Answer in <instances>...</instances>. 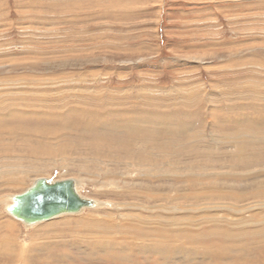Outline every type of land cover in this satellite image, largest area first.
I'll return each instance as SVG.
<instances>
[{
    "label": "rangeland",
    "instance_id": "rangeland-1",
    "mask_svg": "<svg viewBox=\"0 0 264 264\" xmlns=\"http://www.w3.org/2000/svg\"><path fill=\"white\" fill-rule=\"evenodd\" d=\"M149 96L148 102L145 97ZM138 116H142L137 118L139 123L147 121L146 126L140 123V127L130 128L127 123L136 122ZM112 122L114 126H109ZM231 139L237 141L230 144ZM242 139L254 141L246 144L239 141ZM145 142L152 148L160 146L157 151L169 154L174 169L184 175L185 192L191 193L185 200L184 219L198 214L192 209L200 203L212 201L209 196L201 200L196 196L213 188L228 194L229 207L242 206L246 216L250 214L255 222L247 220L243 227L251 224L253 229L260 228L258 218L264 217V0H0V162L15 156L22 167L30 169L21 180L24 184L4 186L0 182V195L22 192L40 175L49 179L73 177L83 180L81 192L96 200L127 203L121 208H86L90 222L81 223L82 218L74 214L71 220L67 217L51 223L49 229L26 227L11 215L17 221L15 237L33 254H28L30 264L219 262L205 254L209 250L205 252L203 240L196 235L198 229L184 231L180 245L189 250L186 257L177 254L180 245L173 244L174 239L172 248L167 238L162 239L161 250L152 234L146 239L126 237L131 243L119 236V223L135 212L128 203L148 204L137 194L132 196L128 186L165 193V184L181 183L169 177L159 180L160 173L148 175L153 172L151 165L162 156H152L157 151ZM105 145L130 149L116 150L123 156L120 161L104 159L103 153V159L96 158L92 150L98 149L94 147L104 146L106 151ZM139 160L146 163L142 169H129L128 164L137 167ZM215 171L220 175L202 176ZM90 174L100 182L93 183ZM114 177L128 183L127 188L110 184ZM2 212L6 214L0 209V216ZM229 218L241 221L233 215ZM159 221L164 219L158 217ZM169 222L170 217L161 228H171L174 234ZM151 226L143 225V231ZM152 231H157L155 226L149 233ZM231 231L237 233L231 243L232 258L223 257L220 264L245 256L248 264H262L264 245L258 246L264 237L259 233L257 238H246L245 231L237 227ZM110 235L120 239L108 248L94 246L106 243ZM239 235L244 238L239 239ZM127 244L135 245L136 252L125 250ZM139 245L156 247L154 253H158L144 262V252H137Z\"/></svg>",
    "mask_w": 264,
    "mask_h": 264
},
{
    "label": "bare ground",
    "instance_id": "bare-ground-1",
    "mask_svg": "<svg viewBox=\"0 0 264 264\" xmlns=\"http://www.w3.org/2000/svg\"><path fill=\"white\" fill-rule=\"evenodd\" d=\"M83 79V78H82ZM59 81V80H58ZM74 88V87H73ZM46 90V89H45ZM143 97V96H142ZM146 98V101H150V96L149 97H145ZM145 100V99H144ZM111 104V103H110ZM116 105V104H115ZM246 106V105H245ZM133 109V108H132ZM150 109V108H149ZM4 110V109H3ZM112 110V109H111ZM114 111V110H113ZM153 112V111H152ZM96 113V112H95ZM98 113V112H97ZM119 113V112H118ZM149 114H150V112H149ZM148 115V114H147ZM102 116V115H101ZM105 116V115H104ZM142 116H144L143 115V113H142ZM141 116V117H142ZM149 116H152V115H149ZM141 117H136V122H135V120H133L132 122H128L127 120H129V119H127L126 121H123V122H128L127 124L129 125V127L131 128H133V127H137L138 125H139V127H140V123H141V121H140V123H139V120H141V119H137V118H141ZM153 117V116H152ZM143 118H145V116L143 117ZM142 118V119H143ZM146 118H147V116H146ZM146 118H145V120H146ZM167 118V117H166ZM123 119V118H122ZM164 119V118H163ZM94 120V119H93ZM109 121V120H108ZM117 121V120H116ZM115 121V122H116ZM130 121V120H129ZM170 121V120H169ZM219 121H220V118H219ZM144 122V121H143ZM147 121H145V123H146ZM158 122V121H157ZM239 122V121H238ZM84 124H86L85 122H83ZM92 123V122H91ZM144 123V124H145ZM150 123V122H149ZM153 123V122H152ZM117 124V123H116ZM142 124V123H141ZM144 124H142V125H144ZM90 125V124H89ZM95 125V124H94ZM105 126L107 125L106 123L104 124ZM109 126H114V123L112 122V123H109L108 124ZM107 125V127H109ZM126 125V124H125ZM141 125V126H142ZM166 125V124H165ZM171 125V124H170ZM123 126V125H122ZM144 126H146V125H144ZM173 126H175L174 124H173ZM104 127V126H103ZM118 127V126H117ZM171 127H172V125H171ZM183 127V126H182ZM94 128V127H93ZM116 128V127H115ZM114 128V129H115ZM134 128V129H135ZM141 128H143V127H141ZM140 128V129H141ZM167 128V130H168V127H166ZM126 129H127V127H126ZM138 129V128H137ZM140 129H138V130H140ZM149 129V128H148ZM147 129V130H148ZM173 129V128H172ZM175 129V128H174ZM174 129H173V131H174ZM108 130V129H107ZM120 130V129H119ZM128 130H129V128H128ZM132 130V129H131ZM136 130V129H135ZM146 130V131H147ZM164 130H166V129H164ZM176 130V129H175ZM179 130V129H178ZM184 130V129H183ZM94 131V130H93ZM130 131V130H129ZM128 131V132H129ZM144 131V130H143ZM149 131H152V130H148L147 131V133L149 132ZM169 131V130H168ZM171 131V130H170ZM185 131V130H184ZM128 132H126L125 133V135H127V133ZM135 132V131H134ZM140 131H138V133H139ZM177 132V131H176ZM104 133V132H103ZM152 133H153V131H152ZM155 133V132H154ZM131 134V133H130ZM129 134V135H130ZM150 134V133H149ZM156 135V134H155ZM161 135V134H160ZM182 135V134H181ZM125 137V136H124ZM136 137V136H135ZM135 137H133L134 139H135ZM159 137V136H158ZM231 137V136H230ZM233 137V136H232ZM237 137V136H236ZM239 137V136H238ZM141 138V137H140ZM148 138V137H147ZM156 138V137H155ZM184 138V137H183ZM241 138V137H240ZM244 138V137H243ZM109 139V138H108ZM123 139V138H122ZM144 139V138H143ZM234 139V138H233ZM132 140V139H131ZM142 140V139H141ZM145 140V139H144ZM181 140V139H180ZM187 140V139H186ZM252 140L253 139H251V141L249 140L248 141V139H242V140H239V141H245V143L247 144V143H250V142H252ZM101 141V140H100ZM115 141V140H114ZM145 141H147V139L145 140ZM172 141V140H171ZM228 141V140H227ZM237 141V139L234 141V140H229V143L231 144L232 142H236ZM254 141V140H253ZM108 142V141H107ZM121 142V141H120ZM128 142V141H127ZM136 142V141H135ZM142 143L144 142V141H141ZM158 142H159V140H158ZM180 142V141H179ZM219 142H222L221 140L219 141ZM125 143V142H124ZM185 143V142H184ZM224 143V142H223ZM262 143V142H261ZM122 144V143H121ZM125 144H129V143H125ZM149 143H147V142H145V145H148ZM151 144H152V142H151ZM183 144V143H182ZM90 145L91 146H94V145H99V144H94V143H90ZM130 145V144H129ZM150 145V144H149ZM148 145V146H149ZM157 145V144H156ZM155 145V146H156ZM190 145V144H189ZM244 145V144H243ZM106 146H108V147H106ZM121 146V145H120ZM119 145H118V147L117 146H109V145H105V149H106V151L104 150V146H103V148L100 146V147H98V146H95L94 148H96V149H98V150H92V153L94 154V155H96L97 157L96 158H98V159H103L102 157H103V155H104V159H106V158H108V159H110V160H121V158L123 157L122 155H121V153L119 154L116 150L118 149V150H127L126 149V147H120ZM169 146V145H168ZM171 146V145H170ZM214 146V145H213ZM129 147V146H128ZM127 147V148H128ZM150 147H151V145H150ZM159 147V148H158ZM167 147V146H166ZM246 147V146H245ZM102 148V149H101ZM152 148V147H151ZM185 148V147H184ZM128 149H130V147L128 148ZM143 149V148H142ZM152 149H154V150H159L160 149V146H157L156 148H152ZM164 149V148H163ZM169 149V148H168ZM183 149V148H182ZM167 149H165V152H168V151H166ZM88 151H89V149H88ZM129 151V150H128ZM141 151H143L144 152V149L143 150H141ZM150 151H152V150H150ZM150 151H149V153H150ZM214 151V150H213ZM171 152H172V150H171ZM103 153V155H101ZM139 153H140V151H139ZM152 153V152H151ZM150 153V154H151ZM156 153V152H155ZM155 153H153V155L152 156H154V155H159V158L158 159H160V156H162V158H161V161L160 162H158V163H154L153 165H151V169L153 170V172H151V173H149L148 175L149 176H152V175H156V174H159L157 177H161L159 180H162V178L163 179H165V178H172V179H176V180H178V182H181V183H183V184H178V185H176V184H169V183H167V184H165L162 188H167L168 190H166V189H164V191H165V193H163L162 191H160V190H157V191H155V190H152V189H150V188H147V189H140V188H132V185L131 186H128L127 184L128 183H123L124 182V180L122 179V180H120V179H117L116 180V176L114 177V179H112L111 181H113V182H111L110 184H112L113 186H121V187H124L123 185H126L125 187L127 188V186H128V188H130L131 189V192L133 193L132 194V196L135 194H137L138 196H136L139 200L140 199H142V200H146L147 201V203L148 204H146V203H144V202H142V203H139L138 201H132L131 203H128V207H130V208H134L133 210L135 211L133 214H129V215H127V217H126V221H119L120 223L119 224H121L120 225V231H119V233L117 232V231H115V232H117L118 234H119V236L120 235H122L121 237L124 239V238H126V237H130V236H133V237H137V238H139V239H146V236L147 235H150V234H152L153 235V237L155 236V237H157L158 239H155V241L159 244V248L162 250V249H164L163 247H162V245H161V242H162V239L164 240V238L166 239L167 238V240H168V242L170 243H168L169 244V247L170 248H172L173 246H172V243L173 244H181L183 241L182 240H184V235H185V230H187V229H190V228H192V230L194 229H198V232H197V234L196 235H198V238H200V240H203V242H201V244L204 246V248H205V252L206 251H208L209 250V253H205L207 256L208 255H210V258L209 259H212V260H219V262H216V263H214V264H220L221 263V261H223V257H225V258H227V259H229V258H232V254H229L230 252H233L232 251V242H233V240H234V237H236L237 236V233H235V232H233V231H231V229H233V228H235V227H237L238 229H243L244 231H245V234L243 235V236H245L246 238L248 237H250V238H257V237H259V233H260V235L262 236V237H264V230H262V225L264 224V217L263 218H258V222L261 224V226H260V231H259V229L257 230V229H253L254 227H252L251 226V224L250 225H248V224H246L244 227H243V224H245V223H247V220L248 221H250V222H255V221H253L251 218V216H250V214H249V216H246V210H245V208H242V206L241 207H238V205L237 206H235V207H229V204H226V202H227V198H229V197H227V193L226 194H222V193H220V192H218L217 191V189H213V188H209V187H206L205 189H207V188H209L207 191H205L204 193H199L196 197L198 198V199H202V198H204V196H209V197H211V199L210 200H212V201H209L208 202V204H206L205 202H203V203H200V206H197V207H195V209H192L193 211H198V214H196L195 212H194V214L192 213L191 215H190V218H189V220L188 219H186V217H185V219H184V215H183V213H184V210H183V208H185L184 206L186 205L185 204V200H189V198H190V195H191V193H186L185 191H186V189H188V187L186 188V185L187 184H185V182H184V180H186L185 178H184V175H182V174H179V172H177V170H175L176 169V167H175V164L173 163V160H171L170 159V155L168 154H166V153H164L163 152V150L161 151L160 150V152H158L157 151V153L155 154ZM213 153V152H212ZM144 154V153H143ZM208 154V153H207ZM206 154V155H207ZM219 154V153H218ZM141 155V154H140ZM146 155V154H145ZM149 155V154H148ZM147 155V156H148ZM209 155V154H208ZM100 156H102V157H100ZM147 156H145L146 158H147ZM216 156V155H215ZM231 156V155H230ZM155 157V156H154ZM55 158H56V156H55ZM64 157L62 156V157H60L59 158V160H62ZM148 158H149V156H148ZM174 159V158H173ZM216 159H218V158H213V160H215V161H217ZM20 159L18 158V157H15L14 156V159H6L5 161H2V163L0 162V164H2L1 165V167H0V182L5 186L6 184H10V185H16V184H18V183H21V184H24L25 182L24 181H21L23 178H25V176H27L28 175V173L30 172V169L29 170H26L24 167H22L23 165L20 163V161H19ZM175 160V159H174ZM201 160H203V159H201ZM64 161V160H63ZM212 161V160H211ZM129 162H131V161H129ZM135 162V161H134ZM138 162V166L136 167V165H134L133 166V164H128L131 168H129V169H134V170H138V169H140L141 167V165H146V163L145 162H143L142 160H139V161H137ZM166 164L165 166L167 167V168H169V169H167L166 167H163V165L162 164ZM182 163V162H181ZM213 163V162H212ZM214 164V163H213ZM99 165V164H98ZM203 165V164H202ZM205 165V164H204ZM207 165V164H206ZM205 165V166H206ZM182 166V165H181ZM208 166V165H207ZM216 166V165H215ZM225 166V165H224ZM106 168V167H105ZM175 168V169H174ZM182 168V167H181ZM206 168V167H205ZM211 168V167H210ZM142 169V168H141ZM177 169H179V168H177ZM209 169V168H208ZM32 170V169H31ZM60 170V169H59ZM85 170V169H84ZM180 170H182V169H180ZM201 170V169H200ZM151 171V170H150ZM179 171V170H178ZM204 171V170H203ZM211 171V170H210ZM182 172H183V170H182ZM208 172H209V170H208ZM148 173V172H147ZM229 174V173H228ZM98 175V174H97ZM209 175H211V176H215V175H220V172L219 171H215L214 173L212 172V174H209V173H202V176H203V178H204V176L206 177V178H208V176ZM139 176V175H138ZM223 176H225V174L223 175ZM229 176H232V175H229ZM40 177H42L41 175H40ZM40 177H38V178H40ZM110 177H112L113 178V176L111 175ZM38 178H36V179H38ZM68 178V177H67ZM153 178H156V177H153ZM36 179L35 180H33L31 183H30V185H33V183L36 181ZM49 179V178H48ZM58 179H64V177H59ZM75 180H76V184H77V189H78V191H79V193L82 195V196H85V197H89V198H93V197H90V196H88V195H86V194H84V193H82L81 192V187L82 186H84L83 185V183L82 182H84L83 180H82V182L79 180V179H77V178H74ZM90 179L93 181V183L96 181V182H100L99 180H98V177L97 176H95V175H92L91 176V174H90ZM2 180V181H1ZM50 180L51 181H53V180H57L56 178H51L50 177ZM85 180V179H84ZM201 181V180H200ZM24 182V183H23ZM131 182V181H130ZM146 182H147V180H146ZM122 183V184H121ZM142 183V182H141ZM171 183V182H170ZM133 184V183H132ZM144 184V183H143ZM142 184V185H143ZM146 184V183H145ZM198 184V188H200L199 186V182L197 183ZM202 184V183H201ZM2 185V186H3ZM30 185L29 186H26L27 188H29L30 187ZM136 185V184H135ZM153 185V184H152ZM184 185V186H183ZM1 186V187H2ZM106 186H108V185H106ZM105 186V187H106ZM148 186V185H147ZM204 186H207V185H204ZM226 186H228V185H226ZM230 186V185H229ZM260 186V185H259ZM137 187H140V186H137ZM190 187V186H189ZM26 188V189H27ZM102 188V187H101ZM143 188V187H142ZM144 188H146V187H144ZM151 188H153V187H151ZM159 188V187H158ZM2 189V188H1ZM26 189H24V191L26 190ZM103 189V188H102ZM129 189V190H130ZM121 190V189H120ZM261 190V189H260ZM168 191V192H167ZM172 191V192H171ZM195 191V190H194ZM230 191H232L231 189H230ZM256 191V190H255ZM23 192V191H22ZM125 192V191H124ZM198 192V191H197ZM196 192V193H197ZM260 192V191H259ZM258 192V193H259ZM18 193H21V192H18ZM18 193H15L14 192V194H9V195H5V194H3V195H0V209H5V211H6V214H5V212L3 213H1L2 214V216H0V264H30L29 262H28V254H31L30 252H29V250H27V249H25L23 246H22V244L20 243V241L17 239V237H15V231H17V229H16V226H17V221H20L21 223H23L21 220H19V219H17L14 215H12V213H10L9 212V210H8V208L10 207V205L11 204H13V196L15 195V194H18ZM264 193V192H263ZM192 194H193V191H192ZM196 195V194H195ZM127 196V195H126ZM192 197H193V195H192ZM95 201H96V206H90V207H84L81 211H79V212H75V213H63V214H60V215H57V216H55V217H53V218H51V219H48V220H44V221H40V222H37V223H34V224H31V225H26L25 223H23L26 227H30L31 228V226H35L36 225V227H43V226H48V225H50L51 223H53V224H55V222H57V221H59V220H63V219H65V218H69L70 219V217L72 218V216H70V215H74V214H76L77 216H79V217H81L82 218V220H80L81 221V223H86L87 221H89L90 222V219H89V215H87V214H85V212H87L86 210V208H89V209H101V208H106V207H110V208H121V207H125L126 205H127V203H125V204H118V203H116V202H113V201H104V200H96L95 198H93ZM205 200V199H204ZM230 200V199H229ZM157 202V203H155L154 205H151V204H149L150 202ZM232 201V200H231ZM230 203V202H229ZM235 203V202H234ZM145 204V205H144ZM176 204V205H175ZM231 204V203H230ZM259 204V203H258ZM251 205V204H250ZM245 206V205H244ZM248 206V205H247ZM261 206H264L263 204H261ZM138 207V208H137ZM140 207H144V208H140ZM219 207H223V208H225V212L223 213L222 211H220V209H222V208H219ZM248 208V207H247ZM246 208V209H247ZM253 208V207H252ZM88 209V210H89ZM258 209V208H257ZM264 208H262V210H263ZM230 210H233V212H230ZM91 211V210H90ZM126 211V210H125ZM132 211V210H131ZM222 212V213H221ZM250 212V211H249ZM252 212V211H251ZM156 213H159V214H157L156 215ZM89 214V213H88ZM244 214V215H243ZM248 214V213H247ZM258 214V213H257ZM256 214V215H257ZM263 214V213H262ZM261 214V215H262ZM11 215H12V217L13 218H15V220H17V221H15L13 218H11ZM85 215H87V216H85ZM123 215V214H122ZM234 216V218L236 217H238L239 218V223H237V219L235 220V219H233V218H229V216ZM253 215V214H252ZM153 216H155L156 218H153ZM194 216V217H193ZM5 218V219H3V218ZM123 217V216H122ZM158 217H162V220L164 219V221L163 222H160L161 221V219H160V223L159 222H157V218ZM168 217H170V220H171V223H170V227H174V234H173V232H172V230H170L171 228H166V230L164 231V229L163 228H161V226L164 224V222L165 221H167V218ZM206 217H210V219H209V222L206 224V226H203L202 227V225H203V223L205 222V220H206ZM71 220V219H70ZM69 220V221H70ZM123 220H125V218H123ZM69 221H67L66 223H68ZM73 221V220H72ZM72 221H71V223H72ZM76 221V220H75ZM103 221V220H102ZM106 221V220H105ZM65 222V221H64ZM78 223H79V220H78ZM78 223H76V225L78 224ZM107 223H108V221H107ZM153 223H156V224H153ZM188 225H187V224ZM52 224V225H53ZM88 224V223H87ZM87 224H86V227H87ZM150 225V224H152V226H151V228H149L150 230H146L147 232H144L143 230H145V228L143 229L142 227H143V225L144 226H146V225ZM237 224L238 225H241L242 226V228H239V226H237ZM70 225V224H69ZM90 225V224H89ZM101 225V224H100ZM112 225V224H111ZM110 225V227H112ZM253 225V224H252ZM60 226V225H59ZM72 226V225H71ZM74 226H75V224H74ZM79 226H80V224H79ZM78 226V227H79ZM82 226V225H81ZM118 226V225H117ZM156 227V232H153V233H149L150 231H151V229L153 228V227ZM164 226H165V224H164ZM240 226V227H241ZM248 226V227H247ZM67 227H70V226H67ZM76 227V226H75ZM85 227V226H84ZM94 227V226H93ZM102 227H103V225H102ZM105 227V226H104ZM114 227H115V225H114ZM123 227V228H122ZM61 228V227H60ZM64 228V227H63ZM47 229H49L48 227H47ZM58 229V228H57ZM67 229V228H66ZM74 229V228H73ZM73 229H71V230H73ZM81 229H83V227L81 228ZM85 229V228H84ZM91 229V228H90ZM89 229V230H90ZM99 229V228H98ZM103 229H105V228H103ZM110 229V228H109ZM147 229V228H146ZM43 230V229H42ZM59 230V229H58ZM57 230V231H58ZM65 230V229H64ZM93 230H94V228H93ZM107 230H108V228H107ZM111 230V229H110ZM113 230H114V228H113ZM112 230V231H113ZM155 230V229H154ZM170 230V231H169ZM82 231V230H81ZM95 231V230H94ZM178 231V232H177ZM79 232V231H78ZM85 232V231H84ZM99 232V231H98ZM97 232V233H98ZM103 232V231H102ZM193 232V231H192ZM191 232V233H192ZM196 232V231H195ZM71 233V232H70ZM74 233V232H73ZM76 233V232H75ZM100 233V232H99ZM105 233H106V231H105ZM104 233V234H105ZM110 233V232H109ZM112 234H113V232H111ZM117 233H115V234H117ZM187 233V232H186ZM82 234H83V232H82ZM87 234V233H86ZM85 234V235H86ZM117 234V235H118ZM252 234H253V236H252ZM46 235V234H45ZM88 235V234H87ZM90 235H91V231H90ZM92 235H94V234H92ZM98 235V234H97ZM96 235V236H97ZM117 235H113V236H111V237H107V238H109V239H105V241H106V243H104V241H103V243H104V245H103V243L102 244H100V242H96V243H94L95 245L94 246H98V248L99 247H101V248H104L105 246H106V248H108V247H111L112 246V244H113V241L115 242L117 239H120V238H117V237H119V236H117ZM175 235V236H174ZM188 235V234H187ZM186 235V236H187ZM72 236V238H73V234L71 235ZM84 236V235H83ZM95 236V237H96ZM98 236H100V235H98ZM105 236V235H104ZM190 236V235H189ZM194 237H195V235H193ZM209 236V238L208 239H210L209 240V242H208V239H207V237ZM240 237H239V239H243L244 237L242 236V235H239ZM36 237V236H35ZM50 237V236H49ZM75 237V236H74ZM93 237V236H92ZM106 237V236H105ZM104 237V238H105ZM149 237V236H148ZM152 237V238H153ZM39 238V237H38ZM152 238H150V239H152ZM188 238V237H187ZM197 238V237H196ZM95 239V238H94ZM98 239H99V237H98ZM101 239H103V238H101ZM149 239V240H150ZM172 239H174V240H172ZM192 239H193V237H192ZM238 239V240H239ZM32 240H35L34 238L32 239ZM31 240V241H32ZM37 240V239H36ZM84 240V239H83ZM126 243H131V241L129 242L128 240L129 239H127L126 238ZM148 240V239H147ZM171 240L173 241L172 243H171ZM190 240V239H189ZM204 240L205 241H207V244H204ZM251 240V239H250ZM73 241H75V239L73 240ZM124 241H125V239H124ZM145 241V240H144ZM152 241V240H151ZM166 241V240H165ZM195 241V240H194ZM252 241V240H251ZM36 242V241H35ZM92 242H95V241H92ZM150 242V241H149ZM154 242V241H153ZM186 242V241H185ZM80 243V242H79ZM116 243V242H115ZM157 243H156V245H157ZM194 243V242H193ZM251 243V242H250ZM66 244H67V242H66ZM65 244V245H66ZM72 244V243H71ZM77 244V243H76ZM86 244H88V243H86ZM150 244H152V243H150ZM195 244V243H194ZM197 244V243H196ZM199 244H200V242H199ZM32 245L34 246V245H36L35 243H32ZM78 245V244H77ZM77 245H75V246H77ZM83 245V244H82ZM89 245H91V244H89ZM102 245V246H101ZM264 245V242L260 245V246H258L259 248H262V246ZM134 247H135V245H133ZM133 246H132V244H127V246L125 245V250H130V251H132V253L133 252H136V249H133ZM152 246V245H151ZM175 246V245H174ZM193 246V245H192ZM201 246V245H200ZM199 246V250H200V257L203 259L204 257H203V254H204V251H203V249L201 250V247ZM247 246H249V245H247ZM74 247V246H73ZM114 247V246H113ZM190 247H191V245H190ZM251 247V246H250ZM156 248V247H155ZM155 248H153V247H148V246H144V245H139V249L140 250H137V252L139 253V252H144V258H143V260L142 261H144V262H146V259H150L151 258V256H154L156 253H158V252H155L154 253V249ZM176 248H178L179 250H177V254H181L182 256H184V257H186V256H188L189 255V250H184L183 248H184V245H180V246H177ZM194 248L196 249V251L198 250V247L197 246H194ZM254 248V247H253ZM252 248V249H253ZM65 249V248H64ZM111 249V248H110ZM112 249H114V248H112ZM132 249V250H131ZM174 249V248H173ZM217 251H216V250ZM256 249V248H255ZM101 250V249H100ZM109 250V249H108ZM171 252H172V249H169ZM176 250V249H175ZM192 250V249H191ZM251 250V249H250ZM254 250V249H253ZM165 250H163V252H164ZM193 251V250H192ZM203 251V252H202ZM75 252V251H74ZM105 253V252H104ZM119 253V252H118ZM123 253V252H122ZM128 253V252H127ZM167 253V252H166ZM165 253V254H166ZM170 253V252H169ZM193 253V252H192ZM244 254H246L245 252H243ZM195 254H196V252H195ZM31 255H33V254H31ZM125 255H127V254H125ZM170 255H172V254H170ZM169 255V256H170ZM181 255L180 256H178V257H181ZM134 256H136V255H134ZM173 256V255H172ZM198 256V255H197ZM262 256V258H260L262 261V264H264V257H263V253H260V257ZM183 257V258H184ZM247 256H245V257H243L241 260H239V259H237L236 260V262H232L233 260H225L226 262L225 263H222V264H248L247 263V261H246V258ZM161 258H163V257H161ZM172 258H174V257H172ZM205 258H206V256H205ZM237 258V257H236ZM259 257H257V258H255L256 259V262H258V259ZM124 259V258H123ZM142 259V258H141ZM166 259H167V257H166ZM175 259V258H174ZM189 259V258H188ZM254 259V260H255ZM259 259V260H260ZM153 260H154V258H153ZM168 260V259H167ZM169 260H171V259H169ZM177 260V259H176ZM186 260V259H185ZM179 261V260H178ZM177 261V262H178ZM181 261V260H180ZM183 261H184V259H183ZM176 262V261H175ZM238 262V263H237ZM243 262V263H242ZM249 262V261H248ZM207 263H211L210 261L209 262H207ZM207 263H205V264H207ZM133 264V263H132ZM146 264H150V263H146ZM254 264H259V263H254Z\"/></svg>",
    "mask_w": 264,
    "mask_h": 264
},
{
    "label": "water",
    "instance_id": "water-1",
    "mask_svg": "<svg viewBox=\"0 0 264 264\" xmlns=\"http://www.w3.org/2000/svg\"><path fill=\"white\" fill-rule=\"evenodd\" d=\"M96 204L93 198L79 193L73 177L53 181L40 177L25 191L13 196L8 210L26 225H31Z\"/></svg>",
    "mask_w": 264,
    "mask_h": 264
}]
</instances>
